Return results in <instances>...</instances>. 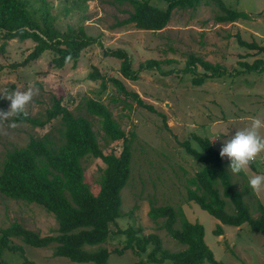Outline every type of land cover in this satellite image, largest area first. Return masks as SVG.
<instances>
[{
  "label": "rangeland",
  "instance_id": "374dc122",
  "mask_svg": "<svg viewBox=\"0 0 264 264\" xmlns=\"http://www.w3.org/2000/svg\"><path fill=\"white\" fill-rule=\"evenodd\" d=\"M26 4V13L44 28V14L48 23L60 33L79 35V30L91 39V44L80 52L76 61L58 69L52 64V54L45 52L40 58L23 63L35 43L16 36L0 34V94L27 90L31 85L39 95L27 105L32 118L44 119L54 99H60L75 117L91 122L99 146L105 155H119L121 141L109 142L101 129L98 117L86 111V102L102 103L119 128L131 141L130 175L121 191L120 216L109 225V236L101 246L109 252L123 247L125 231H137V236L155 235L163 249L179 252L184 246L173 240L162 228L163 220L152 221L151 206H171L182 210L191 223L204 228V242L216 261L223 264H264V237L252 233L248 224L241 227L221 225L197 204L187 201L188 179L202 170V165L180 146L190 140L191 146L201 151L191 138H207L220 151L221 145L246 127L252 118L264 121V53L250 50L238 43L264 47V0H222L226 8L245 13V20L218 23L221 13L212 0H203L196 8H175L167 26L159 32L136 29L133 25L117 26L132 11L128 3L112 5L108 0H20ZM208 3H207V2ZM151 5L165 10L166 1L151 0ZM122 51L132 70L139 71L149 60L159 62L154 69L141 70L137 81L122 77L121 60L104 55L105 51ZM202 61L212 67L205 70L198 62L196 68L188 63ZM263 61L261 69L247 70L243 63L252 65ZM97 71L102 79L90 80ZM104 78V79H103ZM201 80L194 83L193 80ZM123 84L125 90L135 93L152 107L148 111L137 106L113 85ZM104 83V87H102ZM10 101L0 98V109L6 110ZM164 117V118H163ZM16 123V122H15ZM63 127L54 119L44 127L16 123L8 128L0 125V163L7 152L23 148L32 138L45 135L61 140ZM134 134L132 138L130 135ZM264 135V128L261 129ZM231 183L243 195L253 219L259 217L256 206L264 207V190L253 192L248 185L251 176L264 172V153L244 169L243 175L228 171V159L221 158ZM84 180L97 195L101 170L100 160L86 157L81 160ZM17 223L41 236H56L58 225L53 216L41 206L6 198L0 194V231ZM220 225L222 236H215ZM178 228V225L175 226ZM22 251L4 250L0 264H93L72 263L65 258L53 257L55 244L34 248L12 239ZM152 247V246H151ZM153 264L147 255L137 257L131 251L118 256L111 254L106 264ZM161 264H170L165 261Z\"/></svg>",
  "mask_w": 264,
  "mask_h": 264
},
{
  "label": "trees",
  "instance_id": "16d2710c",
  "mask_svg": "<svg viewBox=\"0 0 264 264\" xmlns=\"http://www.w3.org/2000/svg\"><path fill=\"white\" fill-rule=\"evenodd\" d=\"M164 1L167 4L165 10L151 5V0H108L107 3H128L132 8L128 17L118 22L117 26L133 25L138 30L155 33L167 26L175 8L194 9L203 0ZM212 1L221 13L216 18L218 23H234L248 17L245 13L226 8L222 0ZM25 6L20 0H0V34L5 38L16 36L35 43L23 63L50 52L52 64L61 69L70 61H76L80 52L91 44V39L81 29L79 35L71 36L51 27L47 14L43 17L44 28L40 27L39 22L26 13ZM238 43L242 47L264 53V47L256 43H247L240 38ZM104 55L121 60V75L129 81H137L141 70L154 69L159 65L158 61L149 60L140 65L139 71H134L124 52L106 50ZM196 62L207 71L219 70L202 61L192 60L188 65L196 68ZM243 65L248 71L258 70L263 61L256 60L252 65ZM89 79L96 81L102 77L94 71ZM200 80L201 78L195 79L193 82ZM112 82L121 94L132 98L137 106L153 111L137 94L127 92L121 82ZM86 111L99 118L101 129L109 142L121 141L118 156L112 152L105 155L91 122L83 117H75L62 105L60 99L53 100L52 107L46 110L43 120L30 116L14 118L16 123H27L39 128L54 119L61 122V140L50 139L47 135L32 138L25 147L7 152L0 163V194L11 200L41 206L53 216L58 228L56 236H41L12 223L0 231V260L4 250L22 251L20 245L12 242V239H19L23 244L34 248H46L55 244L52 256L65 258L72 263L106 264L111 254L122 256L131 251L137 257L146 254L147 261L153 264L165 261L170 264H223L215 260L212 251L206 246L203 226L189 222L181 209L176 210L171 206H151L148 215L152 221L163 220L162 228L169 237L184 246V250L170 252L162 248L157 236H137L138 232L134 230L123 232L127 239L120 249L109 252L101 246L108 239L109 225L120 216V193L130 175L131 141L102 103L89 100L86 102ZM130 136L133 138L135 135ZM191 139L199 145L200 152L191 146L190 140L181 142L180 146L202 165V170L187 181V201L197 204L221 225L238 228L247 223L252 233H260L264 237V207L257 204L256 212L260 215L253 219L242 193L231 183L225 165L212 143L207 138L195 135ZM86 157L100 160L104 165L97 195L91 192L84 180L81 160ZM237 175H243V172ZM176 225L178 228H175ZM213 233L217 237L222 236L221 226L218 225ZM24 263L33 264L27 260Z\"/></svg>",
  "mask_w": 264,
  "mask_h": 264
},
{
  "label": "clouds",
  "instance_id": "9594fccd",
  "mask_svg": "<svg viewBox=\"0 0 264 264\" xmlns=\"http://www.w3.org/2000/svg\"><path fill=\"white\" fill-rule=\"evenodd\" d=\"M37 95H39V89L34 84L24 91H5L0 94V98L10 101L6 110L0 109V125L7 123L8 128H15L14 118L21 116L27 118L26 107ZM262 128H264V121L260 118H252L246 127L237 129L235 134L221 145L219 156L228 159L229 172L232 174L241 173L255 162L261 153H264ZM248 185L253 192L264 190V172L251 176Z\"/></svg>",
  "mask_w": 264,
  "mask_h": 264
}]
</instances>
